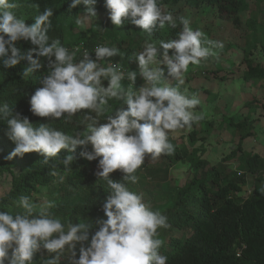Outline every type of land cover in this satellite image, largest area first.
<instances>
[{
    "label": "clouds",
    "instance_id": "obj_1",
    "mask_svg": "<svg viewBox=\"0 0 264 264\" xmlns=\"http://www.w3.org/2000/svg\"><path fill=\"white\" fill-rule=\"evenodd\" d=\"M179 2L191 9L207 4L215 8L219 17L232 19L205 2L191 7L183 0L167 5L158 0H106L108 16L94 8L96 0H72L69 9L83 4L84 12L75 21L68 19L63 23L65 44H62L59 39L50 41L48 36L52 8L45 7L29 25L16 14L20 6L17 0H0V64L7 69L26 62L21 73L25 80L34 71L44 70L39 81L42 86L30 96L31 114L71 123L77 113L84 112L80 121L82 130L67 134L45 123L34 126L8 103H0V119L6 121L7 136L15 145L7 158L35 152L47 164L60 157L61 150L74 153L81 147L80 157L88 161L98 158L95 175L106 182L108 189L102 206L106 219L96 221L99 227L94 232L91 223H65L53 215L50 210L56 207L54 201L37 204L29 196H21L16 206L22 211H0V264H35L37 254L41 264H167L168 257L160 252L164 241L159 238V230L170 227L168 217L154 211L143 193L130 190L126 183L113 181L110 174L119 171L123 181L138 183L136 173L146 160L154 161L175 152L170 134L190 130L193 124L205 119L203 111H194L202 109L195 94H212L214 101L219 98L221 87L225 89V83H232V79L227 81L224 66L215 62L205 66L206 61L218 56L214 49L222 48V42L209 39L201 30L194 29V25L193 30L189 18L176 16L166 8ZM32 7L39 9V3ZM96 11L105 16L102 31H81L75 40L67 43L66 31L71 33L77 23H82L78 17L95 19ZM107 18L117 27L106 26ZM125 19L131 23L129 28L123 24ZM165 27L176 29L177 34L147 37L154 29ZM138 28L141 30L137 31ZM248 33L247 28L245 39ZM90 36L95 41L88 45ZM258 37L261 39L257 43L263 50L264 36L258 34ZM19 41L32 47L21 51L17 46ZM243 48L239 50L245 66L241 80H262L243 78L246 70ZM115 56L119 58L113 59ZM133 60L138 71L129 70ZM190 65L191 70L202 68L198 75L189 78L187 88L193 93L191 97L182 92ZM231 70L232 66H228L226 72ZM125 79L127 86L122 83ZM110 101L120 102L121 106L113 110ZM209 109L214 111L213 106ZM238 123L244 126L233 120L229 124L237 128ZM248 132L250 136L252 132ZM89 144L91 152L85 150ZM247 153L256 154L264 161L256 152ZM75 159L69 154L60 164L69 169ZM55 167L52 165L53 176Z\"/></svg>",
    "mask_w": 264,
    "mask_h": 264
},
{
    "label": "trees",
    "instance_id": "obj_2",
    "mask_svg": "<svg viewBox=\"0 0 264 264\" xmlns=\"http://www.w3.org/2000/svg\"><path fill=\"white\" fill-rule=\"evenodd\" d=\"M180 0H158V3L167 5ZM186 5L198 7L201 3H208L217 7L220 14L225 13L232 17L234 25L240 24L238 13L249 8V0H183ZM258 1V0H255ZM19 7L15 10L19 17L25 19L26 24L34 22V16L42 13L45 7L53 10L51 18L52 28L48 32L51 39H59L64 43L63 23L66 20L77 19V15L84 12V5H78L69 9L72 0H17ZM34 3H39V9L33 8ZM95 9L105 11L106 0H96ZM110 19L107 18L106 26L116 28ZM125 27L131 24L125 19ZM249 30L243 48V62L246 63V70L243 72L245 80L264 79V69L258 64H253L249 58L251 49L259 41L258 34L264 36V24L258 22L256 18L249 17L246 20ZM128 30V29H127ZM176 29L165 27L164 29H154L148 38H156L160 34L174 35ZM83 36V35H82ZM88 37L86 42L91 44L94 39ZM17 46L21 51H27L32 47L28 42L19 41ZM264 50V44L261 45ZM119 58L118 56L112 57ZM43 59V58H42ZM79 59V56H77ZM46 64V60L44 61ZM26 62H21L14 68H4L0 64V103H8L14 112L21 116H27L34 126L41 123L49 124L67 134H75L82 130L80 121L84 112L81 111L72 118L71 123L52 118H40L33 116L29 111L30 96L35 89L41 87L39 83L44 70L34 71L25 80L21 78ZM115 102L110 101V105L115 110ZM103 122V117L100 118ZM209 126L211 122L207 123ZM237 129L243 126L237 124ZM195 132L189 134V138L195 139ZM250 132L246 131L242 137H246ZM196 140V139H195ZM15 145L7 136L6 121L0 119V153L3 158L0 169L7 171L11 175V187L8 192L0 196V211H10L12 213L22 211L16 206V202L21 196H29L32 192L37 193L45 190L48 200L54 201L56 207L50 211L53 215L61 218L63 222L71 221L79 223L85 221L93 225L92 232L98 229L96 223L98 219H106L102 206L108 195L105 181L98 179L95 175L97 170L93 166L98 164L97 160L88 161L79 156L81 147H77L74 153L61 150L60 157L45 164L44 157L38 153H28L24 156H16L8 159ZM240 154L232 158H238V171H229L225 164L226 157L222 158L216 165L210 166L198 176L193 175L189 182L175 189L172 204L161 213L168 217L170 227L160 229V237L164 243L160 249L161 254L168 257L167 264H264V161L256 154L250 155L240 146ZM87 151L91 152V145H87ZM197 149L192 151H176L172 155H162L157 160L148 159L137 171L139 184H146L147 179L156 177L166 178L169 169L174 166L179 159L191 156L195 157ZM74 155L76 159L69 169H65L60 161L66 155ZM198 156V155H197ZM227 158H231L228 156ZM18 162L19 173L15 174L10 165L12 161ZM152 161V163H151ZM52 165H56V175H51ZM191 165L196 168H204L205 162L202 159L191 160ZM263 171V172H261ZM252 175L253 194L248 197H240L237 193L242 191L247 180L244 176ZM113 181L126 183L130 190L136 192V184L125 182L122 173L119 171L110 174ZM34 202V201H33ZM154 211L158 210L154 206ZM184 234L182 236L172 235L173 233ZM79 247V245L77 246ZM35 264H41L40 255L34 258Z\"/></svg>",
    "mask_w": 264,
    "mask_h": 264
},
{
    "label": "rangeland",
    "instance_id": "obj_3",
    "mask_svg": "<svg viewBox=\"0 0 264 264\" xmlns=\"http://www.w3.org/2000/svg\"><path fill=\"white\" fill-rule=\"evenodd\" d=\"M166 8L176 16L183 15L189 18L192 29L194 25V29L201 30L209 39L222 42V48L214 49L218 56L206 61L205 66L210 67L213 62L216 65L224 66L225 75L229 78L227 81L230 82V79H232V83H225V89L221 87L217 93L219 98L214 101H211L214 98L212 94H195L201 100L202 109L194 111H203L205 119L193 124L190 130L184 129L169 136V140L174 143L179 152H190L193 148H196L198 156L191 157L187 155L178 161L169 169L165 179L159 177L148 178L146 184L136 183V192L143 193L145 201L160 212L172 204L176 188L185 186L193 175L199 176L204 171L203 169L208 170L210 166L216 165L222 158L226 157L225 164L228 166L229 171L238 172V158L235 159L232 156L240 154L239 146L247 152H256L264 157V79L257 82L241 80V71L245 69V66L242 65L241 55L239 56L241 54L239 50L245 46L246 41V20L251 16L264 24V0L250 1L249 9L238 14L240 19L238 25H234L231 22L232 19L219 17L215 8L207 4L191 9L179 2L175 5H168ZM96 13V18L91 20H83V16H79L78 20H82V23H77L76 31L74 30L71 33L66 31L65 41L69 43L75 40L79 32L84 30L100 33L105 16L99 11H96ZM140 30L137 29V31ZM74 32L75 35L73 36ZM252 49L250 52L252 63H257L264 68V51L261 50L258 43ZM228 66H232V72H226ZM191 67L190 65L183 85L184 90H182L185 95L189 94L190 97L193 93L187 88L190 84L189 78L191 75L194 78V75H198L202 70V68L191 70ZM129 70L138 71V66L134 60L132 61V68ZM122 83L127 86L128 81L125 79ZM171 83L175 85L174 81ZM104 84L106 86L107 82L105 81ZM245 102L249 104L247 105ZM120 106V102H115V108ZM210 106H213V112L210 111ZM232 120L233 122L243 123V128L233 127L232 124H229ZM209 122L212 123L210 126L207 124ZM245 131H251L252 134L243 138L241 135ZM192 132H195L194 136L197 137L193 141L189 138V134ZM233 153L235 154L233 155ZM228 156H231V158H227ZM196 157L205 162L204 168L200 169L191 165V160H196ZM2 160L0 153V164ZM10 169L15 174L19 173L16 160L12 161ZM93 169L98 170L97 164L93 166ZM250 178V176L245 178L250 183L244 184L243 191L237 193L238 196L245 198L253 194L254 185L251 184ZM10 187L11 175L0 169V196L8 192ZM30 195V199L37 204L48 200L45 190L37 193L32 192ZM180 234L173 233L177 236H180ZM181 235L184 236V234Z\"/></svg>",
    "mask_w": 264,
    "mask_h": 264
}]
</instances>
